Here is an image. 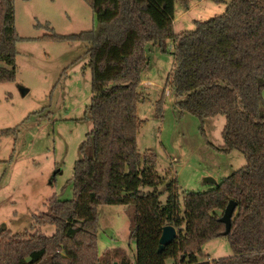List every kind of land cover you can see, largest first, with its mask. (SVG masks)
<instances>
[{
	"label": "trees",
	"instance_id": "trees-1",
	"mask_svg": "<svg viewBox=\"0 0 264 264\" xmlns=\"http://www.w3.org/2000/svg\"><path fill=\"white\" fill-rule=\"evenodd\" d=\"M85 1L96 15L94 29L44 35L88 43L92 96L86 115L93 126L74 165L73 197L54 194L47 210L34 215V226H55L52 235L0 232V264H115L101 254L99 206L131 203L135 264H168L169 259L171 264H264V0H230L223 13L180 33L174 22L177 1L189 9L192 0ZM15 13L13 0H0V82L16 80V44L26 39L17 31ZM170 41L175 66L167 86L176 94L177 109L202 123L224 115L219 150H239L247 160L207 191H184L183 208L174 171L161 176L156 152H141L137 143L144 123L138 105L146 98L140 86L149 66L147 43L166 52ZM162 105L163 97L159 112ZM231 200L237 206L225 234L221 217ZM169 224L178 235L160 251ZM220 236L228 238L232 255L200 260L203 246ZM122 258L119 264H132Z\"/></svg>",
	"mask_w": 264,
	"mask_h": 264
},
{
	"label": "rangeland",
	"instance_id": "rangeland-1",
	"mask_svg": "<svg viewBox=\"0 0 264 264\" xmlns=\"http://www.w3.org/2000/svg\"><path fill=\"white\" fill-rule=\"evenodd\" d=\"M13 1L17 31L26 39L16 44V80L0 82V232L28 230L52 235L55 226H34V215L47 210L46 202L54 194L63 199L73 197L74 165L93 126L86 115L92 74L87 42L57 41L44 35L94 29L96 15L85 0ZM229 2L204 0L175 22L176 33L195 29L197 20L223 13ZM183 8L177 1V12ZM174 52V41L168 43L166 52L147 43L149 66L140 86L146 98L138 105L144 123L137 143L141 152H156L161 176L169 169L174 171L183 208L184 191H207L247 160L239 150H219L224 143V115L202 123L196 115L177 109L176 94L167 86L175 66ZM164 187L160 185L158 190ZM167 198V193L160 197L164 204ZM134 210L132 203L99 206L101 254H109L115 264L121 263L122 257L136 262L137 245L130 239ZM203 252L200 260L212 261L232 255L233 250L228 238L220 236L208 241ZM167 262L171 264L172 259Z\"/></svg>",
	"mask_w": 264,
	"mask_h": 264
},
{
	"label": "water",
	"instance_id": "water-1",
	"mask_svg": "<svg viewBox=\"0 0 264 264\" xmlns=\"http://www.w3.org/2000/svg\"><path fill=\"white\" fill-rule=\"evenodd\" d=\"M26 91L27 89L23 88V92H26ZM236 206H237V202L235 200H231L229 204L227 205L223 216L221 217V221L226 224L225 234H227L230 231L231 224H232V218H233V214L235 212ZM177 235H178V230L174 225L169 224V225L164 226L163 233L160 238L159 250L160 251L164 250L166 246H168L175 240Z\"/></svg>",
	"mask_w": 264,
	"mask_h": 264
},
{
	"label": "crops",
	"instance_id": "crops-1",
	"mask_svg": "<svg viewBox=\"0 0 264 264\" xmlns=\"http://www.w3.org/2000/svg\"><path fill=\"white\" fill-rule=\"evenodd\" d=\"M203 1L204 0H194V1H192V4L189 7V9L183 8L179 13L176 11L177 17H176L174 22L181 20L183 17H185V15L188 14V12H190L192 9L199 6Z\"/></svg>",
	"mask_w": 264,
	"mask_h": 264
}]
</instances>
